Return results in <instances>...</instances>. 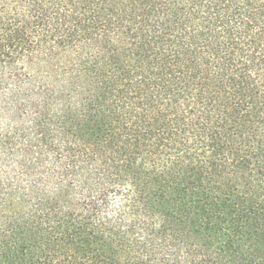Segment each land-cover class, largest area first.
<instances>
[{
	"label": "trees",
	"instance_id": "trees-1",
	"mask_svg": "<svg viewBox=\"0 0 264 264\" xmlns=\"http://www.w3.org/2000/svg\"><path fill=\"white\" fill-rule=\"evenodd\" d=\"M0 264H264V0H0Z\"/></svg>",
	"mask_w": 264,
	"mask_h": 264
}]
</instances>
